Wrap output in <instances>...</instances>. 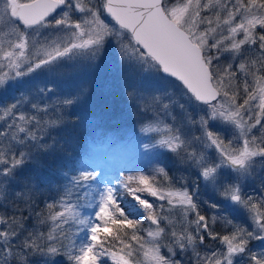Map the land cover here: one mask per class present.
Masks as SVG:
<instances>
[{
	"label": "snow or ice",
	"instance_id": "1",
	"mask_svg": "<svg viewBox=\"0 0 264 264\" xmlns=\"http://www.w3.org/2000/svg\"><path fill=\"white\" fill-rule=\"evenodd\" d=\"M0 264H264V0H0Z\"/></svg>",
	"mask_w": 264,
	"mask_h": 264
},
{
	"label": "rangeland",
	"instance_id": "2",
	"mask_svg": "<svg viewBox=\"0 0 264 264\" xmlns=\"http://www.w3.org/2000/svg\"><path fill=\"white\" fill-rule=\"evenodd\" d=\"M97 159L105 163L106 166L111 167L119 163L121 156L116 153H110L103 148L97 152Z\"/></svg>",
	"mask_w": 264,
	"mask_h": 264
}]
</instances>
